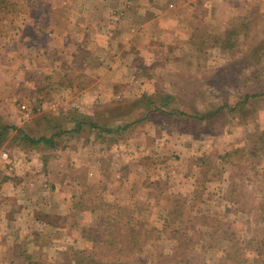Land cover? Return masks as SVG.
Returning <instances> with one entry per match:
<instances>
[{
    "label": "rangeland",
    "instance_id": "rangeland-1",
    "mask_svg": "<svg viewBox=\"0 0 264 264\" xmlns=\"http://www.w3.org/2000/svg\"><path fill=\"white\" fill-rule=\"evenodd\" d=\"M16 3V14L0 22V123L36 139L65 133L45 148L11 132L0 145V185L17 189L0 190L22 201L38 189L49 197L64 181V194L78 203L77 221L94 238L72 248L62 239L56 252L63 253L49 258L30 248L29 262L65 264L76 250L102 262L264 264V0ZM98 4L108 10L93 44L75 23L80 11L92 20ZM160 10L167 12L160 23L175 35H140L123 62L111 60L103 47L116 40L110 33L118 24L137 25ZM217 109L209 126L191 118ZM76 114L101 129L130 127L105 134L85 126L74 134L69 118ZM45 164L50 175L39 169ZM45 218L59 223L54 214ZM104 222L123 239L134 223L131 249L108 246ZM49 238L37 241L46 247Z\"/></svg>",
    "mask_w": 264,
    "mask_h": 264
},
{
    "label": "crops",
    "instance_id": "crops-1",
    "mask_svg": "<svg viewBox=\"0 0 264 264\" xmlns=\"http://www.w3.org/2000/svg\"><path fill=\"white\" fill-rule=\"evenodd\" d=\"M107 8V4H98L97 10L92 11L93 13H89L92 17V20H89V18H84V12L80 11V15H82V17L80 18V21L75 24H78L77 30L80 31L82 30L81 28L85 27V32L83 33V35H81L84 40H86L88 38L87 35H89V39L87 40L95 44L96 41L101 38L100 36H98L97 32L94 29L96 27H100L98 19L104 13H106V11L108 10ZM200 8L203 9L202 6ZM178 9L179 7L176 10ZM189 9L192 10V12L189 11L190 14L197 16V13H195L196 9ZM163 12L164 10H160L154 16H152L150 20H145L144 22H140L137 25H135V23L124 21L118 24L116 30L115 28H113L112 30H115V32H111L110 35L113 36V34H115L116 40L112 42L108 38L111 44L110 48L103 47L107 48L110 59H114L115 62H123L124 57L126 56L125 53H127L129 50L128 48H130L129 46H134V48L136 49L133 43L141 39L140 35L145 34V37H148L149 40L152 41H161L164 34L169 33L170 36L175 35L172 34V29L171 31H166V28L170 26L164 27L160 23V20L163 18ZM95 13L98 16L97 19H94L93 17ZM76 20H79V18H76ZM82 20H84L83 23L81 22ZM127 26H129L130 28ZM161 27H163L162 30L159 29ZM128 31L129 33L127 34ZM67 34L68 33L64 32L65 36ZM145 37H143V39H145ZM77 38H80V36L76 37V39ZM173 40L178 39L174 37ZM137 50L142 51L143 49L137 48ZM143 51L147 50L145 49ZM84 56L86 57V54ZM92 87L93 86L90 85L85 89L89 90ZM65 89L76 92L74 90V85H69L68 87H65ZM46 167L47 166L45 164L43 168L39 167V169H42L45 175L46 173H48L47 175H50ZM59 184L62 185H60L59 187L56 186L57 191L52 192L53 194L49 195V197L47 193H44V197L37 196V191L39 190L38 189L34 193L35 196H27L28 198L22 201H16L15 199L12 200L11 197H16L15 195L10 192H4L0 190V202L2 203V205L0 203V257L2 255H7L8 258L5 261L7 262V264H16V262H18L19 260H24L23 264H31L27 258L30 254L34 255V253L32 252L33 250H35L36 253L42 250V252H39L40 255H43V253L45 252L48 258L49 255L53 254L57 256L63 253L56 252L61 249H58L57 244L62 239L67 240L71 248L79 245L85 238L86 240L89 239L87 234L84 232L86 229H82L83 225L79 221H77V219L80 218V215L76 213L78 209V203L73 204V196H66L64 194L63 185H66V183L62 181ZM3 186L10 188V191H12L17 185L14 184L12 188L9 184H4L0 185V188H2ZM45 195H47V197H45ZM3 202L5 204H3ZM2 208L4 210H2ZM50 214L55 215L57 220H59L58 224H51L50 221H46L47 219L45 218V216H48ZM44 236L50 237V243L46 247H43V245L41 244L42 241H37V239H42V237ZM30 248H33V250L30 251ZM45 254L44 257H46ZM52 258L57 260L58 257L55 258L53 256Z\"/></svg>",
    "mask_w": 264,
    "mask_h": 264
},
{
    "label": "trees",
    "instance_id": "trees-1",
    "mask_svg": "<svg viewBox=\"0 0 264 264\" xmlns=\"http://www.w3.org/2000/svg\"><path fill=\"white\" fill-rule=\"evenodd\" d=\"M16 12H17L16 0H0V22H3V20H5L6 18L15 15ZM228 42H229V40H227V43ZM256 96L258 98L261 96V94L260 95L257 94ZM162 99H163L162 105L164 106V108H167V107L169 108L172 105L171 104V101L173 99L172 96L167 95V96H164ZM153 110L158 111L161 109H160V107L155 106V108ZM174 112H177V111H173V112H171V114H173ZM194 113L196 116L191 117V118H197L199 124L204 123L206 126L207 125L209 126V124L211 122L215 121V119L216 120L218 119L219 115L221 114V109H217L216 111H208L205 113H198V111H194ZM179 114H181V113H179ZM69 119L74 126L73 129H71L70 131L74 134L81 133V131L84 130L85 126H86V128H87V126H90L94 130L99 129L105 134H111L113 132L121 133L130 127V125L127 124L124 127L101 129L96 122L90 121V120L85 121L86 119L84 117L79 116V114H76V116L74 115L72 118H69ZM13 131L17 132L16 138H18L19 141H21L22 143L28 144L30 146L42 145L45 148H53L55 146V143H56V138L60 137L61 135H63L65 133L63 131H59V132L52 134L48 137L47 136H41V137L36 139V138L29 136L28 134L23 132L21 129H18L17 127H15L13 125L0 123V145H2L3 142H5V140L8 138V136ZM263 135H260V138ZM95 212H96L95 209L90 210V213H95ZM103 224L105 227L102 231L103 237H105L104 242H106V244L108 246H112V247L113 246H120L118 249L119 251L131 249V245H132L131 239H133V237L135 235H137L134 223L130 224L132 226H130L129 228H126V230H127V234L125 235L126 239L122 238L124 233L121 234V232H119V230L116 229L117 225L105 223V222ZM85 233L87 234L89 239L94 241V238H92L91 234H89L87 232H85ZM135 237L138 238V236H135ZM101 242H103V240H101ZM118 244H120V245H118ZM65 259H66L65 264H136V263H125L124 261H120V259L117 261H113V262H102V261L94 258V256L92 254L85 253L84 251H76V250L71 251L70 255H68L67 258H65ZM31 264H35V263H31Z\"/></svg>",
    "mask_w": 264,
    "mask_h": 264
},
{
    "label": "built area",
    "instance_id": "built-area-1",
    "mask_svg": "<svg viewBox=\"0 0 264 264\" xmlns=\"http://www.w3.org/2000/svg\"><path fill=\"white\" fill-rule=\"evenodd\" d=\"M32 114H33V113L29 111V112H27L26 117H27V118H31V117H32Z\"/></svg>",
    "mask_w": 264,
    "mask_h": 264
}]
</instances>
